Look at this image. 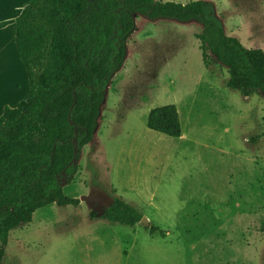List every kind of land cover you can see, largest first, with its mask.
I'll return each instance as SVG.
<instances>
[{
    "label": "rangeland",
    "instance_id": "rangeland-1",
    "mask_svg": "<svg viewBox=\"0 0 264 264\" xmlns=\"http://www.w3.org/2000/svg\"><path fill=\"white\" fill-rule=\"evenodd\" d=\"M204 1L226 35L264 51V0ZM134 21L96 132L62 193L80 201L98 187L147 225L92 220L81 201L50 204L9 232L0 264H264V97H242L225 86V67H205L196 21ZM164 105L177 109L179 138L146 126Z\"/></svg>",
    "mask_w": 264,
    "mask_h": 264
},
{
    "label": "trees",
    "instance_id": "trees-1",
    "mask_svg": "<svg viewBox=\"0 0 264 264\" xmlns=\"http://www.w3.org/2000/svg\"><path fill=\"white\" fill-rule=\"evenodd\" d=\"M136 16L196 21L205 67H225V86L242 97H264V51L226 35L213 6L204 0L28 1L14 22L29 90L26 99L14 108L4 107L0 116V259L9 232L29 224L38 209L78 206V199L63 195L62 186L73 180L81 150L92 141L105 86L123 64ZM146 126L169 137L181 135L174 105L151 109ZM89 216L96 218L92 211ZM141 218L117 196L100 217L130 227ZM147 229L165 237L153 225Z\"/></svg>",
    "mask_w": 264,
    "mask_h": 264
},
{
    "label": "crops",
    "instance_id": "crops-1",
    "mask_svg": "<svg viewBox=\"0 0 264 264\" xmlns=\"http://www.w3.org/2000/svg\"><path fill=\"white\" fill-rule=\"evenodd\" d=\"M28 1L30 0H0V116L4 107L14 108L26 99L29 90L26 72L17 55L14 22L20 9ZM100 117L101 112L98 120Z\"/></svg>",
    "mask_w": 264,
    "mask_h": 264
},
{
    "label": "water",
    "instance_id": "water-1",
    "mask_svg": "<svg viewBox=\"0 0 264 264\" xmlns=\"http://www.w3.org/2000/svg\"><path fill=\"white\" fill-rule=\"evenodd\" d=\"M109 83L105 86L104 91H107ZM73 125V122H70ZM75 135L77 134V129L75 128ZM75 142V138L73 139ZM89 210L95 213L96 218L103 216L105 207H110L113 204V198L108 195L105 191L98 187H93L90 189L89 193L80 198ZM141 223L147 225L148 221L146 218H141Z\"/></svg>",
    "mask_w": 264,
    "mask_h": 264
},
{
    "label": "flooded vegetation",
    "instance_id": "flooded-vegetation-1",
    "mask_svg": "<svg viewBox=\"0 0 264 264\" xmlns=\"http://www.w3.org/2000/svg\"><path fill=\"white\" fill-rule=\"evenodd\" d=\"M108 208V207H105V209Z\"/></svg>",
    "mask_w": 264,
    "mask_h": 264
}]
</instances>
